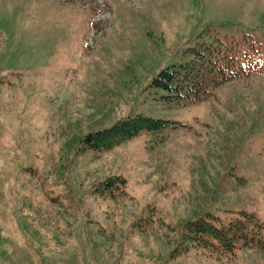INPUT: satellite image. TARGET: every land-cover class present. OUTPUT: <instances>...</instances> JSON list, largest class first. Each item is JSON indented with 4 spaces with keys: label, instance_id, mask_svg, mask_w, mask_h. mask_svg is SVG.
<instances>
[{
    "label": "rangeland",
    "instance_id": "obj_1",
    "mask_svg": "<svg viewBox=\"0 0 264 264\" xmlns=\"http://www.w3.org/2000/svg\"><path fill=\"white\" fill-rule=\"evenodd\" d=\"M245 33L264 44V0H0V264H264L259 245L180 243L188 221L242 212L264 240V71L187 106L151 85ZM135 113L186 125L81 148ZM114 176L121 194L96 192Z\"/></svg>",
    "mask_w": 264,
    "mask_h": 264
},
{
    "label": "trees",
    "instance_id": "obj_2",
    "mask_svg": "<svg viewBox=\"0 0 264 264\" xmlns=\"http://www.w3.org/2000/svg\"><path fill=\"white\" fill-rule=\"evenodd\" d=\"M215 40L216 43L205 39L198 41L195 47L186 50L193 54L190 60L168 66L152 78V86L167 92L162 98L179 106H187L209 98L228 81L264 71V59L258 56L264 44L256 42L252 34L245 33L242 40L233 37H216ZM178 125L186 124L144 113L129 114L109 127L89 132L82 138L81 148L99 152L111 150L142 132L158 135L167 127ZM126 184V178L114 176L108 178L105 186L97 188L96 192L117 197L125 190ZM242 215L227 224L212 214L190 220L185 224L180 243L212 251L234 252L240 242L243 245H259L264 249V240L259 235L263 224L254 213L242 212Z\"/></svg>",
    "mask_w": 264,
    "mask_h": 264
}]
</instances>
